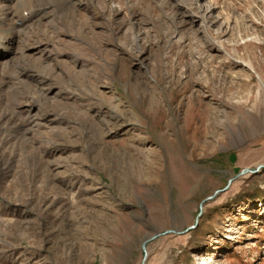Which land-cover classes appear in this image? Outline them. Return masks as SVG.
I'll return each instance as SVG.
<instances>
[{
    "label": "rangeland",
    "instance_id": "374dc122",
    "mask_svg": "<svg viewBox=\"0 0 264 264\" xmlns=\"http://www.w3.org/2000/svg\"><path fill=\"white\" fill-rule=\"evenodd\" d=\"M24 2L34 12L36 0ZM38 2L48 7L25 29L11 16L15 4H3L0 28L16 34L10 60L26 51L48 80L44 103L81 115L77 149L60 156L81 158L76 173L89 178L81 207L65 176L58 182L70 207L54 205L59 196L42 188L41 164L53 158L35 160L21 143L0 151V264H143L146 254L145 264H264V168L256 172L264 166V0ZM78 2L103 18L86 17ZM89 18L96 29L63 26ZM121 63L130 76L118 75ZM76 79L81 96L67 90ZM94 81L137 110V132L119 128L116 112L91 93ZM14 107L10 121L0 119V139L43 115L40 105L30 114ZM23 170L22 188L6 197ZM38 170L41 181L28 186ZM244 170L255 173L228 186ZM169 230L185 234L143 248Z\"/></svg>",
    "mask_w": 264,
    "mask_h": 264
},
{
    "label": "bare ground",
    "instance_id": "6f19581e",
    "mask_svg": "<svg viewBox=\"0 0 264 264\" xmlns=\"http://www.w3.org/2000/svg\"><path fill=\"white\" fill-rule=\"evenodd\" d=\"M3 1L4 3L0 2V7L3 6V4H7V3L12 5L15 4L13 7L14 11H12L11 16L12 17L14 16L15 20H17V22L20 24V27L23 29L33 24V21L36 19L38 12L40 11V8L43 7L44 10H46V7H48V4L42 5L41 3L38 2V0H36V6L33 12L28 10L27 4L24 2L25 0H3ZM90 3L78 2L77 7L75 6L74 9L79 11L85 10L87 14L86 17L92 16V19L97 18L98 20V18H103V13L100 12L99 9L97 10L96 7L93 4L91 5ZM106 8L108 12L109 11L111 12L112 9L110 7L107 6ZM88 12L90 13L89 15ZM89 19L91 20V18ZM91 21L93 22L92 27L90 26ZM91 21L90 23L88 22V23L79 24L77 23L78 21L76 19H72V21L68 24L64 22L63 26H66L67 28L71 27V29H76L81 25V28L79 27L80 30L81 29L84 30L87 28L93 29V27L95 28V26H98V23H96V21L94 20ZM1 24L2 22L0 20V26ZM42 35L44 34L42 33ZM15 37H16L15 33H11V32L7 33V31H4L0 28V108H5L4 110L0 109L1 112L5 113L1 115L0 119H2L3 121H10L9 116H7L6 113L9 112L10 116H13L14 115L13 110L15 108L14 106H18V104H20V106L22 105L25 106L28 109L27 110L28 114L35 111V108L38 107V105H40L41 107L40 110L42 111L43 115H38L37 119L29 116L28 118H30L33 127L27 131L24 132L22 131V133L19 136L6 137L4 139H0V148H1L0 151L7 150V146H13L14 144L16 145L18 143H21L20 144L21 148L26 152L24 153L35 160L40 161L39 157L41 158L42 157L41 155H45L49 158H53L54 160L53 162H48V163L45 162V164L41 163L44 165V167H46L48 171L47 174H43L44 177L42 179H44V182L42 188L46 191H49V193L53 195L57 194L56 196H59L58 202L57 203L53 202L54 205H62V206L70 207L69 203L65 202L68 199L67 190L65 191V189H62L61 186L59 185L60 183L58 182L61 181L60 178L62 176H65L69 181V183L71 184V186L79 187L78 188L80 191L79 196L73 204H75L78 207H81V203H82L81 188L83 185H85L88 182L89 176L83 178L81 177V172L80 174L76 172L78 170H81L82 167H84L83 166L84 163L83 162L81 163V158H77V159L73 158L72 161H69L68 159H62L60 156L63 155L64 153L63 150L65 148L69 149L71 153L77 149L76 145L81 140V132L79 131L76 125L77 123L81 124L82 121L81 115H78L75 110H70L71 113L69 114L73 116V121H72V118H70L71 116L68 114V112H66L65 108L61 106L60 103L51 104L48 101L44 103L45 101L44 99L47 96V91L43 89L42 86L44 85L49 86L47 83L48 80H46V78L41 79L42 77L40 78L38 77V75L35 74L37 73L38 70L37 66L35 67V63L31 61L32 59L31 60L29 59L27 52L23 50L22 55L19 58L10 60V57L14 53L12 45L15 42ZM4 59L7 60L5 63L2 64V60ZM120 67L121 69L118 72V75L120 77L130 76V70L126 66H124L123 63H121ZM5 77L9 79L8 81H12L14 83L12 85L8 84V82L4 81ZM76 82H74L73 84H69L67 90L71 91L72 94L77 93V95L79 94V96H81V91H82L81 79H76ZM102 83L103 82L94 81L93 84L92 83L89 84L90 85L89 88L93 96L96 97L98 101L100 102L103 101L111 109H113V111L116 112L115 119L117 120V123L118 122L120 123L119 128L121 127V129L125 128L129 131L137 132L136 131V128L138 127L137 125L140 124V120H141L137 110L130 108L124 109L123 106H121V104H119L116 101L117 96L115 95V92L113 90L107 92L104 87H100V84ZM105 84L108 85V83ZM38 85H40L41 87ZM61 88H62L61 90L63 91V87ZM20 91H22V93H20ZM13 96L14 99H11ZM7 99L9 100L11 99L10 102H12L13 106L10 103H8ZM48 114H50V116ZM89 120H90L89 122H93L92 119ZM56 155H59L60 159L59 157L57 158ZM24 175H25L24 170L15 174L16 176L15 182L13 181L9 186L8 190H6L8 193L6 197L8 196L10 197L11 195L13 196L15 187L18 186L21 187L22 183L20 177ZM41 175L42 174L40 173L39 170L36 171L34 173V177L32 178V182L28 186L35 188L37 181L38 182L41 181V179L40 180L37 179ZM0 176H1V171H0ZM35 181L36 184H34ZM28 186L24 185V187H28ZM49 195L50 194L45 196H49Z\"/></svg>",
    "mask_w": 264,
    "mask_h": 264
},
{
    "label": "water",
    "instance_id": "95a60500",
    "mask_svg": "<svg viewBox=\"0 0 264 264\" xmlns=\"http://www.w3.org/2000/svg\"><path fill=\"white\" fill-rule=\"evenodd\" d=\"M262 168H264V166L259 167V168L257 169L256 172H259ZM253 173H255V172L250 171V170H244V171H242L241 174H239L238 176L234 177L233 179H231V180L229 181L228 186H229V185H230V184H231L236 178L241 177V176H245L246 174H253ZM219 193H221V191H217L213 196L207 198V199L201 204V206H200V213H199V215H198V217H197V219H196V225L199 224V220H200V218L203 216L204 204H205L207 201H211V200L215 199V197H216ZM194 228H195V227H193L192 229H194ZM182 234H185V232H180V231H178V230H169V231H165V232H163V233H161V232H160V233H156L154 236H152L151 238H148V239L145 241L143 248L145 249V245H146L147 243H149V242H151V241H154V240H157V239H159V238H163V237L168 236V235H178V236H179V235H182ZM145 254H146V252H145ZM146 258H147V254H146V256H145V259H144V263H143V264H145Z\"/></svg>",
    "mask_w": 264,
    "mask_h": 264
}]
</instances>
